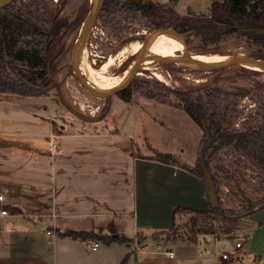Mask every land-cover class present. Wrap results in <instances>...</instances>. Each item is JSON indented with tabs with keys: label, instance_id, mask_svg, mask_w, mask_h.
Listing matches in <instances>:
<instances>
[{
	"label": "crops",
	"instance_id": "crops-1",
	"mask_svg": "<svg viewBox=\"0 0 264 264\" xmlns=\"http://www.w3.org/2000/svg\"><path fill=\"white\" fill-rule=\"evenodd\" d=\"M21 102L16 106H34ZM64 117L86 143L54 149L53 140L0 129V195L11 209L0 216V264H120L127 256L128 264H264V208L238 219L202 214L211 205L204 180L187 169L195 167L179 158L163 163L155 159L157 151L101 157L99 121L69 110ZM15 119L1 116L0 124ZM51 123L55 135L68 131ZM178 208L198 212L195 240L170 236ZM201 218L209 224L201 226ZM127 222L133 223V239L123 235ZM83 233L103 239L74 236ZM237 236L247 239L232 248L240 260H222L217 252H226L227 240ZM91 241L99 243L97 251L89 249Z\"/></svg>",
	"mask_w": 264,
	"mask_h": 264
},
{
	"label": "rangeland",
	"instance_id": "rangeland-1",
	"mask_svg": "<svg viewBox=\"0 0 264 264\" xmlns=\"http://www.w3.org/2000/svg\"><path fill=\"white\" fill-rule=\"evenodd\" d=\"M96 1H68L63 14L72 19L78 12L82 11V13L84 12V23L68 34L66 40L68 52L58 65L56 88L52 89L45 97L1 96L0 118L2 116L8 119L15 116L16 119L13 122L3 121L0 124V129L20 131L22 136H30L37 140L43 139L48 142L53 140V143L64 147L86 143L87 138H80L77 135L78 132H81L80 129L72 128L70 126L72 120L64 117V112L69 110L82 119L99 121L95 126L99 128L100 133L99 136L95 137V141L100 144L101 157H106L108 153L124 157V154L128 156L130 152L151 155L153 151H157L174 155L177 159L179 158L181 163L196 167L198 151L203 139L201 128L183 109L176 107L178 100L175 96H171L172 105L143 96L142 91L146 85L145 82L159 81L165 85L168 84L167 86L171 89L196 90L204 94L202 87L216 80L233 84L234 78L241 68L257 71L258 73H254L250 78L264 82V70L234 66L223 71L207 72L195 66L189 68L174 62H156L154 65L153 62L147 65L130 85L133 90L130 102H126L119 96L109 100L99 99L80 84L74 76L72 68L73 46ZM157 2L165 5L170 0H157ZM212 2L213 0H178L175 8L180 15L185 16L192 13L198 16L208 14ZM173 29L175 28L156 29L154 23L140 13L105 12L97 19L84 48L92 69L100 71L110 57L116 56L124 47L130 45L126 41L130 36L150 35L157 30H168L171 34L163 33L156 37L161 38L170 46L178 45L179 41L176 35L171 32ZM184 30L185 33L182 38L187 41L194 54L202 55L200 57L225 56L235 58L253 54V44L244 34L218 36V38L206 40L204 35L189 31L187 27H184ZM174 50L186 55L182 48H174ZM82 59L81 57L80 69L85 76ZM135 59V57L130 59V56L118 59L109 69L108 75L123 78ZM156 74H161L165 80H159ZM239 84L248 85V82L242 83L240 81ZM20 100L32 103L34 106H16L17 103H22ZM44 104H47L48 111L43 108ZM226 104L229 105V109L228 119L224 126L228 129H242L245 122L254 116L258 110L250 98L235 99L232 96L225 101ZM61 113L63 114L61 115ZM52 121H55L59 126H68V131L64 134L55 135L50 130ZM86 133L88 134V130ZM70 154L74 155V153ZM220 158L221 166L238 178L247 194L256 202H261L264 199V168L256 166L250 158L238 152L233 146L225 148L221 152ZM219 197L228 208L233 210L243 208V203L235 192L226 186L221 187ZM208 224V219H200L201 226L205 227ZM175 231V235L184 236V238L197 237L199 234L195 222L190 217L179 224ZM123 233L127 238H134L132 222H127ZM82 235L87 236L88 234L83 233ZM237 241L242 244L246 243L247 239L244 236H237L227 240L228 247L223 251L232 253V248ZM197 248L201 247L198 246Z\"/></svg>",
	"mask_w": 264,
	"mask_h": 264
},
{
	"label": "trees",
	"instance_id": "trees-1",
	"mask_svg": "<svg viewBox=\"0 0 264 264\" xmlns=\"http://www.w3.org/2000/svg\"><path fill=\"white\" fill-rule=\"evenodd\" d=\"M68 1L21 0L0 9V95L45 97L56 88L58 65L68 52V34L84 23L82 11L72 19L63 14ZM177 1L170 0L168 4L161 5L148 0H105L99 17L105 12L140 13L154 23L156 29L175 28L173 31L182 36L184 27H187L189 31L204 35L206 40L249 30L264 33V0H213L209 13L198 16L192 13L180 15L175 8ZM245 36L253 44L251 56L264 60V34ZM254 73L258 72L241 68L233 84L216 80L202 87L204 94L196 90L171 89L159 81L145 82L143 96L169 105H172L171 96H175L178 100L176 107L183 109L203 132L197 165L187 169L204 182L205 172L210 174L219 205L202 214L238 219L263 208L264 199L256 202L249 196L238 178L221 166L220 158L225 148L233 146L256 166L264 168V82L250 78ZM240 81H247L248 85H241ZM132 95L133 90L129 86L120 92L119 97L130 102ZM232 96L235 99L250 98L258 108L242 129L224 126L229 109L225 101ZM155 159L167 164L177 161L173 155L159 152H155ZM222 186L235 192L243 203L241 210L228 208L222 202L219 197ZM197 213L178 208L170 236L176 237L177 226L187 217L193 220ZM74 236L84 240L103 239L98 234ZM117 240L123 243L130 241L125 238ZM112 241L113 238L110 239ZM128 260L127 256L120 264H128Z\"/></svg>",
	"mask_w": 264,
	"mask_h": 264
},
{
	"label": "water",
	"instance_id": "water-1",
	"mask_svg": "<svg viewBox=\"0 0 264 264\" xmlns=\"http://www.w3.org/2000/svg\"><path fill=\"white\" fill-rule=\"evenodd\" d=\"M21 0H0V9L5 8L9 5H12L14 3L20 2ZM105 0H97L93 10L84 26L82 31L80 32V35L78 39L76 40L73 50H72V68H73V74L74 76L78 79L80 84L88 90L93 96L102 99V100H109L110 98L119 96L120 92L128 88L138 76L143 69H145L146 65L154 60L162 51L169 50L171 48H182L185 54L187 55L188 59L190 62L197 67L198 69L207 71V72H212L215 70H221V69H227L231 68L234 66H242L245 67L244 65L246 64H253L259 67L260 70H264V60L257 59L255 57L249 56V55H244V56H238L235 58H232V60L221 63V64H210L206 63L203 60H201L200 56L198 54H194L191 50L190 47L187 43V41L182 38V36L175 31L171 30L173 32L179 43L178 45H171L168 47H165L163 49H160L156 52L151 53L149 56L143 59L144 55L142 53L137 54V57L131 67L127 70L125 76L123 77L122 81L120 82L119 86L117 87V90L113 93H102L97 91L94 87H92L88 80L82 75L79 67V55L84 48L85 42L89 35L91 34L93 28L95 27V24L97 22V19L102 11L103 5H104ZM153 2L154 4H157V0H148ZM159 32H164L168 33V30H157ZM242 34H254L256 36L263 35L264 33L258 32L255 30H249V31H243ZM148 35L146 34H140V35H135V36H130L127 38V43L130 44L132 42L140 41L144 42L147 39ZM205 185H206V194L207 197L209 198V202L211 207H217L219 205L218 202V197L216 194V190L214 187V184L212 182V179L210 177V174L208 172H205ZM264 208V204H263Z\"/></svg>",
	"mask_w": 264,
	"mask_h": 264
},
{
	"label": "bare ground",
	"instance_id": "bare-ground-1",
	"mask_svg": "<svg viewBox=\"0 0 264 264\" xmlns=\"http://www.w3.org/2000/svg\"><path fill=\"white\" fill-rule=\"evenodd\" d=\"M162 33L164 32L157 31V32H154L148 35L147 39L144 42L136 41V42L130 43L128 47H124L116 56L110 57L108 61L102 66L100 71L92 69V66L90 65L89 60H88V54L85 48H83L79 55L78 62H79V67H80V60L82 57L83 58L82 67L84 69V73L87 78L83 75L81 69L80 71L82 75L86 79L89 80L88 81L89 84L92 87H94L97 91L102 92V93H113L117 90V87L119 86L123 78L121 76L114 77V76L108 75V71L109 69H111V66H113L118 59H122L126 56H130V59H131L132 57L137 56V54L142 53L144 55L143 57L144 59L147 56H149L151 53L170 46L169 44L165 43L161 38L156 37L157 35L162 34ZM165 34H171V33L168 32ZM162 58H165V59H162ZM198 58L210 64H221V63L232 60V57H225V56L198 57ZM156 62H174L184 67L194 68V65L190 62L187 55L177 54L174 48L162 51L154 60L149 62L147 65H150L152 63L154 65ZM244 66L249 69L259 70V67L253 64H246ZM156 77L159 80H165L161 74H156Z\"/></svg>",
	"mask_w": 264,
	"mask_h": 264
},
{
	"label": "built area",
	"instance_id": "built-area-1",
	"mask_svg": "<svg viewBox=\"0 0 264 264\" xmlns=\"http://www.w3.org/2000/svg\"><path fill=\"white\" fill-rule=\"evenodd\" d=\"M53 148L57 149L58 145L54 142L53 143ZM10 215L9 210L7 209V207L4 205V196L0 195V216L1 217H7ZM36 222V220H34ZM47 234L51 237L52 241H54L56 239V237L54 236V234L52 233V231H48ZM89 249L93 250V251H97L98 248L100 247L99 243L91 241L88 245ZM241 248V244L238 243L237 244V249ZM169 255L172 257L173 253L170 252ZM217 255L222 258V260L224 261H230L232 263L238 262L240 260V255L238 253H227V252H222L221 250H219L217 252Z\"/></svg>",
	"mask_w": 264,
	"mask_h": 264
},
{
	"label": "flooded vegetation",
	"instance_id": "flooded-vegetation-1",
	"mask_svg": "<svg viewBox=\"0 0 264 264\" xmlns=\"http://www.w3.org/2000/svg\"><path fill=\"white\" fill-rule=\"evenodd\" d=\"M137 56H135V58H136Z\"/></svg>",
	"mask_w": 264,
	"mask_h": 264
}]
</instances>
